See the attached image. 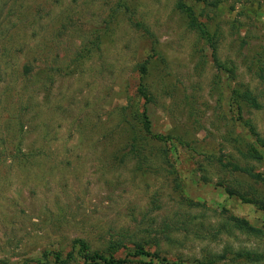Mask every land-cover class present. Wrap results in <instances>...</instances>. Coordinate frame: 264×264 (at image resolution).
<instances>
[{"label": "rangeland", "instance_id": "1", "mask_svg": "<svg viewBox=\"0 0 264 264\" xmlns=\"http://www.w3.org/2000/svg\"><path fill=\"white\" fill-rule=\"evenodd\" d=\"M95 255L264 264V0H0V264Z\"/></svg>", "mask_w": 264, "mask_h": 264}, {"label": "trees", "instance_id": "2", "mask_svg": "<svg viewBox=\"0 0 264 264\" xmlns=\"http://www.w3.org/2000/svg\"><path fill=\"white\" fill-rule=\"evenodd\" d=\"M179 7L181 9H184L186 12H190V9L188 7H186L183 3H180ZM202 34L203 35H206V32L202 29L201 30ZM147 64L148 62L142 64L140 66V72L142 75H144L147 71ZM138 92L140 94V96L146 101V103H148L150 100H151V97L149 96V94L147 93V90L145 88V86L141 83L140 84V87L138 89ZM143 116H144V128H145V132L146 134L151 137L152 139L156 140V141H160V142H163V141H167V140H171V137H164V136H160V135H154L152 133V130H151V123H150V120L147 116V112L144 111L143 112ZM259 159H261V157L259 156L258 157ZM234 168L235 170H242L240 167H238L237 165H234ZM254 203L252 204H256L257 206H259V203H257L256 201H253ZM136 257L138 256H146V257H155L154 255H151L147 252H145L143 249H139L137 251V253L135 254ZM85 261L86 262H90L91 264H126L125 261H115L113 259H108V258H105L103 256H99V255H95V256H91V257H84Z\"/></svg>", "mask_w": 264, "mask_h": 264}]
</instances>
